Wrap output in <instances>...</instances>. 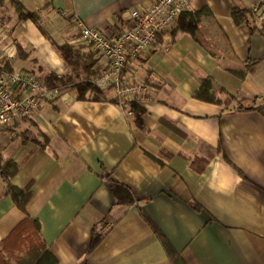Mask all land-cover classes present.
<instances>
[{
  "label": "crops",
  "instance_id": "crops-1",
  "mask_svg": "<svg viewBox=\"0 0 264 264\" xmlns=\"http://www.w3.org/2000/svg\"><path fill=\"white\" fill-rule=\"evenodd\" d=\"M17 1L40 12L44 31L0 0V63L65 83L36 120L0 128V156L19 166L12 183L31 187L27 210L59 262L176 264L165 240L180 264H264V11L255 30L233 18L261 0H191L123 71L148 87L130 100L140 122L130 104L77 97L74 86L107 66L79 24L112 36L152 0ZM57 45L93 59L94 74ZM113 182L131 204L114 206ZM5 185L0 170V246L25 217Z\"/></svg>",
  "mask_w": 264,
  "mask_h": 264
},
{
  "label": "built area",
  "instance_id": "built-area-1",
  "mask_svg": "<svg viewBox=\"0 0 264 264\" xmlns=\"http://www.w3.org/2000/svg\"><path fill=\"white\" fill-rule=\"evenodd\" d=\"M190 9L191 0H152L146 8L133 9L131 25L112 36L80 23L83 38L107 62L92 82L101 89L115 90L119 104L128 109L131 99H146L148 87L125 81L123 71L132 60L150 55L158 35L168 31ZM58 94V88L48 87L46 80L35 72L0 67V128L13 127L24 119L36 120L42 104ZM128 113L132 115L133 111L129 109Z\"/></svg>",
  "mask_w": 264,
  "mask_h": 264
},
{
  "label": "trees",
  "instance_id": "trees-1",
  "mask_svg": "<svg viewBox=\"0 0 264 264\" xmlns=\"http://www.w3.org/2000/svg\"><path fill=\"white\" fill-rule=\"evenodd\" d=\"M11 5L16 10L18 14V20L31 19L40 28L42 15L40 12L28 11L22 3L17 0H10ZM262 9L264 11V0H261L259 4L254 8H234L233 18L237 24H247L251 29L255 30L254 24L258 20L257 11ZM44 31V30H43ZM58 49L61 51L63 57L69 62L75 70H80L81 68L87 69L90 74H94L91 70L94 64L93 59L88 58L90 63H82L80 57L75 56V50L69 45H57ZM0 63V67L8 70V64ZM2 65V66H1ZM48 87L54 88L65 83L64 78L57 77L54 74H50L47 78ZM77 90V97L91 98L95 100H111L118 102L117 98H108V94L104 89L99 88L93 82L85 81L74 86ZM130 109L137 121L142 120L143 109L135 102H129ZM0 170L3 181L5 182V188L3 194L10 195L16 205L25 212V217L20 223L11 231V233L3 240L0 246V264H11L9 259H13L14 264H61L59 260L51 252L49 246L45 242L41 233V222L38 218L31 216L27 210V205L32 198V190L30 186L25 188H18L12 183V179L19 170V166L13 161L2 158L0 156ZM120 184L113 182V188L115 192V197L117 198L114 206L128 205L133 202L131 196L118 199V189ZM96 228V226H95ZM100 236L94 229L93 237L91 242V248L94 247L99 242ZM166 250L176 264H180V259L174 254L173 248L163 240ZM8 259V261H7ZM82 264V263H81Z\"/></svg>",
  "mask_w": 264,
  "mask_h": 264
},
{
  "label": "rangeland",
  "instance_id": "rangeland-1",
  "mask_svg": "<svg viewBox=\"0 0 264 264\" xmlns=\"http://www.w3.org/2000/svg\"><path fill=\"white\" fill-rule=\"evenodd\" d=\"M7 261H8V259H7ZM9 261H10L11 264H14V262H15V261H14L13 259H11V258L9 259Z\"/></svg>",
  "mask_w": 264,
  "mask_h": 264
},
{
  "label": "bare ground",
  "instance_id": "bare-ground-1",
  "mask_svg": "<svg viewBox=\"0 0 264 264\" xmlns=\"http://www.w3.org/2000/svg\"><path fill=\"white\" fill-rule=\"evenodd\" d=\"M146 83V82H145Z\"/></svg>",
  "mask_w": 264,
  "mask_h": 264
}]
</instances>
